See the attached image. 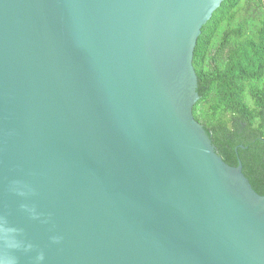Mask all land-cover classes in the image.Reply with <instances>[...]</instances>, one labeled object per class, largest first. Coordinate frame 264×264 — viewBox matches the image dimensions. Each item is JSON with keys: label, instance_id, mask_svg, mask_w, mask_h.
Masks as SVG:
<instances>
[{"label": "water", "instance_id": "obj_1", "mask_svg": "<svg viewBox=\"0 0 264 264\" xmlns=\"http://www.w3.org/2000/svg\"><path fill=\"white\" fill-rule=\"evenodd\" d=\"M224 0H0V264H264V195L194 117Z\"/></svg>", "mask_w": 264, "mask_h": 264}, {"label": "trees", "instance_id": "obj_2", "mask_svg": "<svg viewBox=\"0 0 264 264\" xmlns=\"http://www.w3.org/2000/svg\"><path fill=\"white\" fill-rule=\"evenodd\" d=\"M193 64L195 119L264 195V0H224L202 28Z\"/></svg>", "mask_w": 264, "mask_h": 264}]
</instances>
